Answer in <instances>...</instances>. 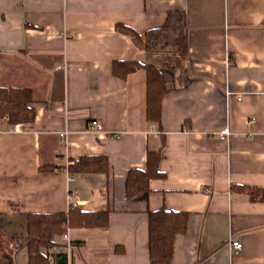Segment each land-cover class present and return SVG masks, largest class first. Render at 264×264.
<instances>
[{"label":"crops","instance_id":"crops-1","mask_svg":"<svg viewBox=\"0 0 264 264\" xmlns=\"http://www.w3.org/2000/svg\"><path fill=\"white\" fill-rule=\"evenodd\" d=\"M174 9L184 58L116 30L144 35ZM116 61L160 69V123L146 117L145 69L120 79ZM0 87L30 89L35 111L29 124L0 121V264H27L28 214L75 207L108 209L109 224L54 236L41 249L52 264H150L147 212L161 208L189 214L171 264H264V202L232 189L264 188V0H0ZM156 151L164 177L127 198L129 171ZM86 155L107 157L109 173H70Z\"/></svg>","mask_w":264,"mask_h":264},{"label":"trees","instance_id":"trees-1","mask_svg":"<svg viewBox=\"0 0 264 264\" xmlns=\"http://www.w3.org/2000/svg\"><path fill=\"white\" fill-rule=\"evenodd\" d=\"M116 30L128 35L133 42L144 49L147 54H172L181 58L188 51V30L186 15L180 10H170L165 22L159 28L147 30L141 35L131 26L118 23ZM143 67L146 71V117L147 120L160 123L162 99L166 93V84L158 67L135 61H116L113 63V74L125 77ZM32 91L20 87H0V121L6 119L11 125L29 124L35 120ZM160 153L148 152L144 170L129 171L125 191L127 198L138 193L148 192L152 179L163 178L159 169ZM70 173H105L110 171V163L103 155H86L75 160L68 167ZM233 190L246 193L251 201L264 202L263 187L232 186ZM108 209L102 211L71 208L67 213H30L26 221L27 264H52L48 255L41 249L56 246L54 236L63 235L68 229L106 228L109 224ZM189 214L164 208L148 210V250L150 264H171L175 238L184 234L187 229ZM65 258L61 256L60 260Z\"/></svg>","mask_w":264,"mask_h":264},{"label":"built area","instance_id":"built-area-1","mask_svg":"<svg viewBox=\"0 0 264 264\" xmlns=\"http://www.w3.org/2000/svg\"><path fill=\"white\" fill-rule=\"evenodd\" d=\"M89 132L90 133H93V134H103V127L102 125L96 121V120H93L90 122V125H89ZM68 132L67 131H64L62 133H60V137H61V144L62 145H66V136H67ZM218 135L220 136H226V135H229L230 134V130L228 127H223L221 128L218 132H217ZM74 176L70 175L69 176V180H73ZM63 237L64 238H67L68 237V232H65L63 234ZM231 246L236 250V251H239L241 250L242 248V244L238 241H233L231 243Z\"/></svg>","mask_w":264,"mask_h":264}]
</instances>
